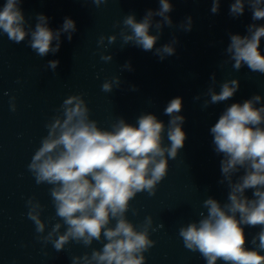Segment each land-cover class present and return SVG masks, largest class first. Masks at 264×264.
I'll return each instance as SVG.
<instances>
[{"label":"water","instance_id":"obj_1","mask_svg":"<svg viewBox=\"0 0 264 264\" xmlns=\"http://www.w3.org/2000/svg\"><path fill=\"white\" fill-rule=\"evenodd\" d=\"M4 2L0 0V7ZM169 2L173 5L169 16L174 27L163 28L156 46L167 43L173 34L179 43L175 55L163 61L131 44L122 47L120 27H113L129 13L139 21L147 9L159 8V0H108L99 7L91 0H22L23 15L33 28L38 13L49 18L48 26L53 30L65 17L75 22L77 30L71 41L62 33L59 51L42 58L30 49L27 38L17 44L0 34V264H71L72 255L90 254L93 248L102 247L103 241L94 240L87 248L69 241L63 251L56 252L51 243L36 239L35 225L27 217L26 201L34 197L44 206L41 219L46 223L45 234L59 219L49 193L51 186L37 185L27 165L41 138L47 135L45 123L58 114L63 99L71 94H82L90 119L96 120L100 128H110L118 116L135 124L142 112L155 114L167 125L164 107L171 98H182L184 146L175 159L168 160L167 175L155 194L137 193L126 217L139 228L146 215L152 216L156 230H150L149 237L155 244L143 253L144 264H206L199 252L184 246L178 230L198 220L201 211L206 213L202 206L205 198L211 196L221 204L227 201V184L218 183L222 179V154L214 152L209 129L233 102L242 103L254 93L260 94L264 102V74L251 72L247 66L234 70L232 61L220 65L227 58L224 50L230 42L229 33L246 35L247 25H264V19L253 21L247 4L242 15L230 16L234 0H220L216 14L211 12L212 0ZM189 15L193 20L190 32L175 28ZM150 32L155 34L154 29ZM113 33L116 41L109 44L105 39L106 47L98 48V37ZM259 49L264 54V37ZM102 51L111 53L113 59L102 61ZM53 59L59 60L55 73L47 67ZM126 61H130L132 71L122 70ZM212 73L216 76V91L223 80L232 78H238L239 89L230 100L204 108L203 100L210 97L203 93ZM112 76L120 77L121 86L103 92L102 82ZM130 85L137 90H130ZM199 93L201 99L194 100ZM10 97H15V111L10 110ZM164 143H168L166 136ZM242 174L243 169L233 175V181ZM252 191L246 190L245 195L251 198ZM132 208L137 209L136 215ZM259 230L258 226H244L247 247H252V236ZM60 231H64L63 226Z\"/></svg>","mask_w":264,"mask_h":264},{"label":"clouds","instance_id":"obj_2","mask_svg":"<svg viewBox=\"0 0 264 264\" xmlns=\"http://www.w3.org/2000/svg\"><path fill=\"white\" fill-rule=\"evenodd\" d=\"M99 7L108 0H91ZM22 0H5L0 7V34H6L14 43L27 38V45L39 57L49 53L55 55L61 46V34L71 41L76 32L73 19L65 17L58 29L48 26L49 18L43 13L36 15L32 25L25 19L20 4ZM220 0H212L211 12L219 11ZM245 4L252 11V20L264 19V0H234L229 15L243 14ZM173 5L169 0H159V8L147 9L142 19L136 20L129 13L113 27H120L122 47L133 45L163 61L176 53L179 43L173 34L171 39L156 46L163 28H173L169 13ZM154 17H160L154 20ZM192 17L186 16L175 28L184 32L192 30ZM247 34L229 33L230 42L224 50L227 58L223 64L232 61L234 70L247 68L254 73L264 74V54L259 46L264 37V25L251 23L246 26ZM155 30V34L150 32ZM116 34L105 37L101 34L97 46L106 47L116 41ZM55 41V44H53ZM100 59L109 62L111 53H100ZM58 59L49 60L47 67L55 73ZM122 70L132 71L130 61L121 65ZM119 76L105 79L101 84L103 92H111L121 86ZM215 73L203 93V107L230 100L239 89L238 78L225 79L220 90H215ZM130 90L136 91L135 85ZM7 94V93H5ZM200 100L201 94L193 97ZM15 97H10L11 111L16 110ZM182 98H171L163 109L169 119L167 125L153 113H141L136 123H128L118 116L110 128L98 127L90 119L89 108L82 94H71L60 104L56 115L45 123L47 135L41 138L27 165L37 185L48 184L55 217L45 234L46 223L41 219L44 206L34 197L26 201L27 217L34 223L36 239L44 244L51 243L56 252L63 251L69 241L90 247L93 241H103L100 249L91 253L72 255L71 264H144V252L155 241L150 239L151 215H146L137 228L127 219L130 202L137 193L155 194L158 184L168 171V160L175 159L183 148L186 134L182 129L185 117L181 115ZM213 150L222 154L220 170L227 184V201L221 204L209 196L202 201L206 213L201 211L199 219L182 225L178 234L184 246L199 252L206 264H264V102L258 93L242 103L233 102L225 107L218 120L210 127ZM165 136L168 143H164ZM243 169V174L233 181V175ZM252 189V197L245 195ZM133 215L137 209L132 208ZM49 217L48 219H54ZM113 221L115 223L113 224ZM62 226L64 231L61 232ZM162 227V224L159 225ZM244 226L259 227L252 236L251 245L246 246Z\"/></svg>","mask_w":264,"mask_h":264}]
</instances>
